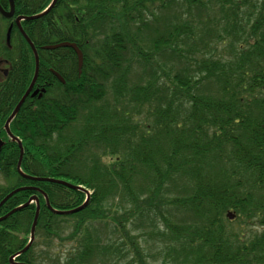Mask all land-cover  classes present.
<instances>
[{"label":"trees","instance_id":"16d2710c","mask_svg":"<svg viewBox=\"0 0 264 264\" xmlns=\"http://www.w3.org/2000/svg\"><path fill=\"white\" fill-rule=\"evenodd\" d=\"M43 21L32 43H75L83 63L41 50L49 86L14 121L23 168L89 192L69 215L40 196L49 249L72 243L63 264H264V0H57ZM39 182L55 209L85 200Z\"/></svg>","mask_w":264,"mask_h":264},{"label":"flooded vegetation","instance_id":"af4514ba","mask_svg":"<svg viewBox=\"0 0 264 264\" xmlns=\"http://www.w3.org/2000/svg\"><path fill=\"white\" fill-rule=\"evenodd\" d=\"M43 1L0 0V264H63L58 242L54 243V240V244L52 243L49 249V240L37 229V224L31 245L21 252L31 237L32 222L27 220L26 213L29 212L30 205L36 206L33 197L39 202L43 184L31 179L34 176L28 169L32 166V154L26 147L27 140L16 130L14 121L30 122L29 118L23 116L18 119L21 107L26 103L28 108L22 113H33L34 111L29 107L33 106L49 86L47 79H38L39 69L33 88L18 112L13 117L11 114L33 78L34 53L23 34L29 39L25 29L31 27L35 20L40 19L44 20L43 23H47L49 11L45 13V9L52 0L46 8L36 11ZM37 15L40 16L30 19ZM30 42L32 43L31 40ZM32 45L38 59L41 50L49 51L44 48L48 45L41 47H36L33 43ZM59 58L62 59V56L58 55V63H60ZM48 71L62 84L53 74L55 72L61 76L58 71L51 68H48ZM24 165L28 169L23 168ZM37 178L43 179L42 176ZM48 252L51 254H47Z\"/></svg>","mask_w":264,"mask_h":264},{"label":"water","instance_id":"95a60500","mask_svg":"<svg viewBox=\"0 0 264 264\" xmlns=\"http://www.w3.org/2000/svg\"><path fill=\"white\" fill-rule=\"evenodd\" d=\"M56 0H52V2L50 3V5L48 6V8L45 10V13L48 12L52 7L53 5L55 4ZM40 15H37V16H34V17H31L30 19H36L38 18ZM24 33V32H22ZM26 41L28 42V44L30 45V47L32 48L33 50V53H34V59H35V69H34V75H33V78H32V81L29 85V87L27 88V90L25 91L24 95L22 96V98L20 99V101L17 103V105L15 106L12 114H11V117H13L19 110L21 104L24 102L25 98L28 96L29 92L31 91V89L33 88V85L36 81V78H37V74H38V66H39V62H38V56L36 54V50L34 48V46L32 45V43L30 42V40L26 37L25 34H23ZM45 49H48V50H52V49H56V48H70L74 51L75 55H76V59H77V68H78V73H80V69H81V66H82V61H83V54L81 52V50L78 48V46L75 44V43H70V42H61V43H58V44H54V45H49V46H46L44 47ZM55 76L63 83L64 80L54 72ZM34 95V93L32 94ZM10 117V118H11ZM18 167H19V164H18ZM20 172V171H19ZM32 180H38V181H46V182H52V183H56V184H60V185H63V186H66L68 188H72V189H77L79 191H83L84 190L81 188V187H78V186H73L67 182H63V181H58V180H53V179H47V178H43V179H39V178H32ZM88 197V196H87ZM44 198L46 200V206L47 208L50 210V212L54 213V214H57V215H69V214H73V213H76V212H79L81 211L87 204L88 202V198L85 200V202L80 205L79 207L75 208V209H72V210H69V211H58V210H54L48 203V200L47 198L45 197L44 195ZM21 208V207H19ZM17 208V209H19ZM37 216H38V206H37V210H36V213H35V216H34V219H33V222H32V227H31V237H30V242L21 250V252L25 251L32 239H33V232H34V228H35V225H36V220H37ZM235 217V215L233 214V212L231 211H228L226 213V218L228 220H233Z\"/></svg>","mask_w":264,"mask_h":264},{"label":"rangeland","instance_id":"374dc122","mask_svg":"<svg viewBox=\"0 0 264 264\" xmlns=\"http://www.w3.org/2000/svg\"><path fill=\"white\" fill-rule=\"evenodd\" d=\"M234 224H237V223H234ZM237 225H234V228L233 226H231L235 231H238L240 230L243 234V236H247V231L244 229V228H239V227H236ZM66 236V231L65 229L61 231V237L65 238ZM72 243L71 242H68V241H63V242H59V247H60V251H61V260L65 259V256L66 254L71 250L72 246L71 245ZM40 245V244H39ZM38 246V244H37ZM55 246V245H54ZM40 250H42L41 248H38ZM54 249L56 250V248L54 247ZM43 251V250H42ZM44 252V251H43ZM49 254H51V252H48Z\"/></svg>","mask_w":264,"mask_h":264},{"label":"bare ground","instance_id":"6f19581e","mask_svg":"<svg viewBox=\"0 0 264 264\" xmlns=\"http://www.w3.org/2000/svg\"><path fill=\"white\" fill-rule=\"evenodd\" d=\"M26 147L29 148L30 152L32 151V150H31V147H30L29 145H26Z\"/></svg>","mask_w":264,"mask_h":264}]
</instances>
